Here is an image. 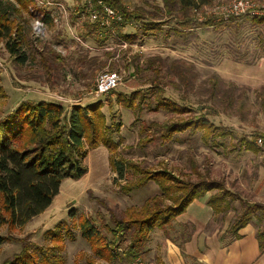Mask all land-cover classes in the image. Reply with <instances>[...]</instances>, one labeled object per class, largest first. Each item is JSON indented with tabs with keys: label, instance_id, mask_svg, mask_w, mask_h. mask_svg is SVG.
<instances>
[{
	"label": "rangeland",
	"instance_id": "1",
	"mask_svg": "<svg viewBox=\"0 0 264 264\" xmlns=\"http://www.w3.org/2000/svg\"><path fill=\"white\" fill-rule=\"evenodd\" d=\"M123 1L130 9L140 11L144 20L163 22V28L145 32L141 28L143 20H133L123 28L112 24L114 31L107 30V40L99 43L95 35H84L85 22L90 19L83 7L85 0H36V7L22 13L17 11L14 0H1L9 18H17L23 27L24 50L32 53L37 48L53 46L62 52L65 61L54 74L52 84L38 61L23 65L15 62L1 38L0 119L21 101L51 100L67 107L78 100L84 104L101 100L108 118L114 112L115 121L122 124L114 135L119 145L112 156L130 159L150 169L168 168L185 180L196 181L199 173L220 182L232 195L227 196L228 208L216 212L214 225L226 226L227 232L242 214L243 204L264 206V152L254 153L240 145L243 136L264 133V85L247 84L253 73L248 62L264 54V24L248 21L241 27L234 23L218 29L194 25L184 28L181 22L186 10H181L178 4H173L170 12L163 0ZM215 1L218 0H198V3L210 5ZM189 11L197 17L192 8ZM37 18L44 22L45 32L40 36L33 28ZM119 32L135 33L137 39L123 47ZM80 55L89 59L81 66L77 63ZM94 58L96 61H92ZM96 65L99 68L94 72ZM112 66H116L112 70L120 73L122 84L115 89L109 104V94L96 97L90 92L97 75L105 69L111 70ZM214 79L218 92L211 98ZM184 80L189 87L184 85ZM157 86L163 94L157 91ZM135 92L136 106L132 109L117 101L119 93L128 98ZM242 95H247L254 107L244 115H237L230 99ZM142 96L144 103L139 106ZM162 97L190 105L195 112L181 115L162 108L152 109ZM210 104L215 112L206 118L230 134L206 138L202 131L186 130L163 141L155 131L153 122L186 119L199 112L205 114L209 109L201 107ZM144 138L152 141L142 145ZM110 155L104 144L89 149L84 161L88 172L77 180L63 179L58 195L45 211L18 229L9 230L7 225H1L0 235L15 239L0 244V264L19 252L23 242L32 244L37 251L44 249L46 254L39 251L38 264H88L92 251L81 236L80 216H87L98 226H114L113 220L122 219L128 208H140L149 197L159 193L154 182L124 193L121 187L136 175L130 172L120 177L110 164ZM251 223L257 229L263 225L257 217ZM144 254L141 256L149 261ZM108 264H130V261L119 253Z\"/></svg>",
	"mask_w": 264,
	"mask_h": 264
},
{
	"label": "trees",
	"instance_id": "2",
	"mask_svg": "<svg viewBox=\"0 0 264 264\" xmlns=\"http://www.w3.org/2000/svg\"><path fill=\"white\" fill-rule=\"evenodd\" d=\"M14 1L18 6L17 11L21 13L31 11L32 7L37 6L36 0ZM104 1L120 11L124 19L119 24L122 28L133 20H143L141 28L145 32L161 30L164 26L163 22L144 20L140 11L130 9L123 0ZM163 1L170 12L173 4H178L183 11L186 10L185 18L181 22L184 28H190L194 25L200 28L218 29L220 26L225 27L234 23L237 27H241L248 21L253 24H264V15L240 16L232 18L227 23H215L213 20L200 22L191 15L190 11L188 12L194 6L199 5L198 0ZM85 28L84 35L86 37L95 35L99 43H104L108 38L107 28L103 27L99 21L85 22ZM22 33L23 27L19 24L18 19L9 18L8 12L0 0V39L5 40L8 53L15 62L21 65L38 61L46 70L47 81L53 84L54 74L64 65L63 54L53 46L37 48L35 52L28 53L23 48ZM119 36L130 45L137 39L135 33L123 34L119 32ZM88 60L85 55H80L77 63L81 66ZM92 61H96L95 58ZM253 61L250 60L248 63ZM102 63L104 66L106 65L103 61ZM98 66L93 67L94 72L98 71ZM115 67L112 66L111 70ZM215 81L216 79H214ZM184 85L189 87L186 80H184ZM210 89V97L214 98L215 93L218 92L216 82L212 84ZM152 91L155 92L154 89ZM157 91L162 94L164 92L159 86H157ZM0 93L3 94L1 85ZM114 93L115 90L108 93L110 96L108 98L109 104H112L111 97ZM134 95L137 93H133L128 98H123V94L119 93L117 101L125 108L132 109L136 106L135 98L137 96ZM233 96L230 102L235 106L237 115H244L254 107V103L247 95L236 98ZM143 97L139 101V106L144 103ZM262 104L264 105V100ZM161 108L168 113L181 115L195 112L190 105L181 104L165 97L157 101L155 108L152 109L159 110ZM201 109H209V111L205 114L199 112L186 119L163 123L153 122L155 131L159 132V137L163 141H168L172 139L174 134L186 130L192 133L202 131L206 138L230 134L206 118L207 114L215 112L214 106L210 104L201 107ZM121 126V123L115 121L114 112L109 118L103 112V101L101 100L91 104H72L70 107L51 100L19 102L10 113L0 119V226L7 225L9 230L18 229L34 216L45 211L58 195L63 179L77 180L88 172V166L84 162L85 157L89 149L96 148L100 144H104L110 151V164L120 177L123 178L130 172L132 175H136L134 180L121 187L124 193L129 194L139 190L149 182L158 185L159 193L149 197L140 208H128L125 211V218L113 220L114 226L107 224L98 226L87 216L81 215L78 227L81 236L90 244L92 251V255L87 258L88 264L111 263L118 258L119 253L128 261L144 254V249L153 229L168 228L195 199L203 197L211 191L217 190L208 199V205L212 207L214 212L228 208L230 201L227 200V196H231L232 193L227 192L220 182L210 180L199 173L198 180H185L168 168L150 169L130 159L114 158L112 154L119 145L118 141L114 139V135ZM258 135L264 136V133ZM255 137L257 135L243 136L240 139L241 147L254 153H260L262 150L255 144ZM149 141L152 140H145L144 138L141 140V144L145 145ZM243 207L242 214L233 223L231 230L226 233L235 238H240L241 235L238 231L251 223L253 217H257L263 223L256 233L260 252L263 253L264 206L246 202ZM11 239L15 238L9 235H0V244L9 240L12 241ZM39 249L46 254L43 248ZM39 251L35 250L32 244L23 242L21 250L14 253L12 258L3 264H38Z\"/></svg>",
	"mask_w": 264,
	"mask_h": 264
},
{
	"label": "crops",
	"instance_id": "3",
	"mask_svg": "<svg viewBox=\"0 0 264 264\" xmlns=\"http://www.w3.org/2000/svg\"><path fill=\"white\" fill-rule=\"evenodd\" d=\"M258 58L247 64L253 72L247 84L256 87L264 85V54ZM209 196L207 193L195 199L168 228L152 230L144 249L151 263L264 264L256 226L249 223L241 228L240 238L226 233V226L216 227V212L208 205Z\"/></svg>",
	"mask_w": 264,
	"mask_h": 264
},
{
	"label": "built area",
	"instance_id": "4",
	"mask_svg": "<svg viewBox=\"0 0 264 264\" xmlns=\"http://www.w3.org/2000/svg\"><path fill=\"white\" fill-rule=\"evenodd\" d=\"M84 10L89 13V21H99L101 25L109 31L112 24H120L124 21L120 11L104 0H85ZM193 13L200 22L213 20L215 23H227L232 18L251 15H264V0H218L212 4H199L194 6ZM84 13V11H83ZM85 16V15H84ZM34 32L40 36L45 32L43 19L37 18L33 25ZM123 47H127L128 42L120 39ZM62 53V52H61ZM122 84V77L119 72L105 69L96 78V82L91 90V94L100 97L115 90ZM66 100V99H65ZM67 101V100H66ZM79 100L74 102L78 103ZM255 144L264 152V136L257 135L254 139ZM130 264H153L141 255L131 259Z\"/></svg>",
	"mask_w": 264,
	"mask_h": 264
}]
</instances>
